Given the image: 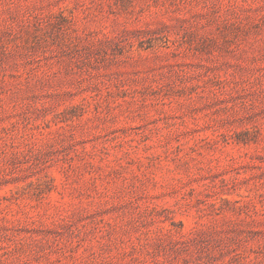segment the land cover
I'll return each instance as SVG.
<instances>
[{"label":"rangeland","instance_id":"374dc122","mask_svg":"<svg viewBox=\"0 0 264 264\" xmlns=\"http://www.w3.org/2000/svg\"><path fill=\"white\" fill-rule=\"evenodd\" d=\"M0 264H264V0H0Z\"/></svg>","mask_w":264,"mask_h":264}]
</instances>
